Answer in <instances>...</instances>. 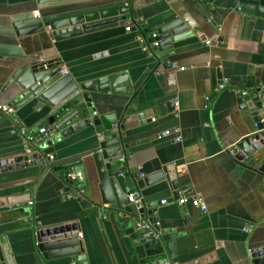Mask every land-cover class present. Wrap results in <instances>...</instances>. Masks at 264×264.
Wrapping results in <instances>:
<instances>
[{
  "label": "crops",
  "instance_id": "1",
  "mask_svg": "<svg viewBox=\"0 0 264 264\" xmlns=\"http://www.w3.org/2000/svg\"><path fill=\"white\" fill-rule=\"evenodd\" d=\"M100 1L130 2L128 23L59 43L46 33L32 35L19 40L25 43V53L60 60L61 70L77 81L109 75L125 78L127 93L92 94L89 114L113 111L117 119L123 115L125 142L133 143L126 163L132 176L148 177L174 164L180 173L179 186L201 197L207 206L203 214L190 204L178 205L166 180L139 191L143 204L154 206L151 210H155L159 229L166 232L163 236L171 237L172 264H189L208 256L212 259L204 264H254L250 251L264 247L262 178L251 160L236 161L229 149L239 139L257 133L252 116L239 110L237 99L238 94L257 89L264 93V20L240 13L237 0ZM84 3L65 4L61 12L80 9ZM46 7L50 6H37L36 0H0V17L60 11ZM173 18L197 27L196 34L204 41L155 51L152 34ZM214 38L220 42L211 45ZM14 61L0 57V85ZM171 63L185 70H171ZM222 83L225 87L220 90ZM168 104L173 108L169 113ZM41 127L49 128L45 113L29 109L11 116L0 113V160L26 155L31 148L46 160L52 155L53 161L47 160L52 167L81 161L88 178H94L91 156L97 135L93 126L45 149L37 146ZM19 128H25L26 134H13ZM176 130L180 141L175 138ZM165 132L170 136L160 138ZM260 153L264 156V148ZM47 168L44 163L0 173V198L11 196L21 205L12 219L2 216L0 226L15 263H73L69 257L43 259L33 241L32 225L37 222L43 227L76 223L87 264H132V243L117 215L108 214L107 205L88 202L99 203L96 192L90 198L80 197L86 195L84 191L79 198L66 196L63 172ZM248 226L252 228L245 232Z\"/></svg>",
  "mask_w": 264,
  "mask_h": 264
},
{
  "label": "water",
  "instance_id": "2",
  "mask_svg": "<svg viewBox=\"0 0 264 264\" xmlns=\"http://www.w3.org/2000/svg\"><path fill=\"white\" fill-rule=\"evenodd\" d=\"M83 1L77 10L63 11L65 4ZM100 0H36L37 6L46 7L48 11L59 12L53 14L35 13L29 11L12 16L0 17V57H11V73L0 85V105L12 107L15 111L29 109L37 113L47 114L48 146L70 134L93 126L97 135V147L93 151L91 161L94 165L95 176L88 178L81 161L64 163L56 167L48 165V159L40 152L27 154L14 159L0 160V173L12 171L33 165L47 163V171L63 172L62 184L64 192L74 198L93 196L95 200L87 199L93 205H107L108 214L115 217L124 233L130 237L132 243V264H172L173 256L170 251V236L164 237L166 232L159 229L158 218L153 216L155 210L152 205L137 207L127 200L132 191L143 190L147 186L164 182L170 184L174 190L173 196L178 198L180 173L176 165L171 164L148 177L132 176L127 171L126 163L129 150L133 143H126L124 133L126 128L121 124L123 115L117 119L112 112L95 115L91 118L88 110L93 108L91 95H122L127 93V82L120 76H103L92 80H74L68 74H61L60 60H43L41 53L28 55L19 40L32 35L46 33L55 43L75 39L84 35L99 33L105 30L124 26L128 23L127 15L132 9L130 2H114L101 4ZM240 13L264 20V0H237ZM192 28L179 18H173L160 27L156 39L159 41L155 51L165 52L187 45L204 41ZM220 39H212L209 43L215 45ZM123 82V83H121ZM106 106L112 103L104 101ZM239 110L247 111L256 124L257 133L245 136L236 141L229 149V153L239 162L251 160L256 172L262 178L260 189L264 191V156L260 153L264 148V123H260L264 115V93L257 89L251 94H238ZM173 107V103L171 104ZM168 104V113L173 111ZM162 108V107H161ZM80 173V178L70 180L69 170ZM138 178V179H137ZM134 179H137L134 181ZM86 197V198H87ZM90 198V197H89ZM143 203V202H142ZM21 208L13 202V198H0V226L1 217L7 215L12 219L14 211ZM145 221L152 224L157 238L148 236L145 232L134 231L135 221ZM33 241L36 250L44 260H54L69 257L74 264H87L83 242L79 237L76 223L59 224L50 227L40 226L37 222L32 225ZM104 241L106 237L104 235ZM109 249V248H108ZM254 264H264V247L250 251ZM212 257H204L189 264H204ZM0 264H16L9 252L6 236L0 233Z\"/></svg>",
  "mask_w": 264,
  "mask_h": 264
},
{
  "label": "built area",
  "instance_id": "3",
  "mask_svg": "<svg viewBox=\"0 0 264 264\" xmlns=\"http://www.w3.org/2000/svg\"><path fill=\"white\" fill-rule=\"evenodd\" d=\"M129 30V29H127ZM262 33L264 34V30L262 31ZM158 37V35L156 33H153L151 38L154 40ZM159 45V41H154L151 43V46L154 47V48H157ZM143 50L145 51L146 48L144 47ZM169 68L171 70H177V71H184L185 70V67H178L176 64H170L169 65ZM61 74L65 75L67 74L66 70H60ZM224 84H220L218 86V89H224ZM241 94H245V93H241ZM205 100H208V98H205ZM0 113L3 114V115H7V116H11L15 113V110L10 107V106H7V105H0ZM96 113L93 112L91 114V118L93 116H95ZM260 123H264L263 120L260 121ZM255 129L257 128L256 124L254 125ZM16 133H19L21 135H24L26 134V129L25 128H19L17 130H14L13 131V134H16ZM175 133L177 134L176 135V140L177 141H180L181 140V137L178 135V130L175 131ZM47 135H48V129L45 128V127H41L38 129V142H37V146H39L40 148L42 149H45L48 147V144H47ZM170 136V132H165L163 133L160 138H166ZM27 154L31 155L33 152L31 150V148L27 149L26 151ZM47 158L50 160V161H53V156L52 155H48ZM68 178L70 180H76L78 178H80V173H75V172H71L70 174H68ZM127 200L129 203L131 204H134L136 205L138 208L142 206V199H141V195H140V192L138 191H134V192H131L128 196H127ZM163 204H166V201H162ZM177 203L178 205L180 206H184V205H187V204H190L191 206L193 207H196V208H199L200 211L205 214L207 212V206L205 205L203 199L201 197H198V196H192L190 195V193L187 191V190H182L180 193H179V197L177 199ZM29 205H32V202H29ZM104 218H106V216H104ZM252 228V226H248L245 228V232H247L248 230H250ZM134 231L135 232H138V233H142V232H145L148 236H152L154 238H157V234L154 232V230L152 229V224L149 223V222H145V221H142V220H139L136 224H134ZM74 264V263H72Z\"/></svg>",
  "mask_w": 264,
  "mask_h": 264
}]
</instances>
